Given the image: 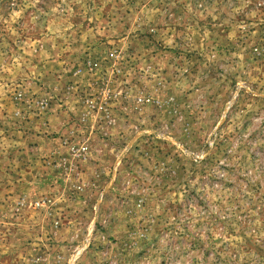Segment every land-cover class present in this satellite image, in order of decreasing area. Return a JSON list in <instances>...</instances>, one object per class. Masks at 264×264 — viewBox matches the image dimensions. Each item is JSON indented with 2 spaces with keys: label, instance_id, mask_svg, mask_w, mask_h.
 Masks as SVG:
<instances>
[{
  "label": "rangeland",
  "instance_id": "rangeland-1",
  "mask_svg": "<svg viewBox=\"0 0 264 264\" xmlns=\"http://www.w3.org/2000/svg\"><path fill=\"white\" fill-rule=\"evenodd\" d=\"M0 264H264V0H0Z\"/></svg>",
  "mask_w": 264,
  "mask_h": 264
}]
</instances>
